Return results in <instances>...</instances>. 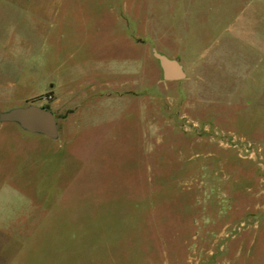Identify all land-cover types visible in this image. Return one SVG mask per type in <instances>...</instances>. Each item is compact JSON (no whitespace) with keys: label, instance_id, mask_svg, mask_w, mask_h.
<instances>
[{"label":"rangeland","instance_id":"374dc122","mask_svg":"<svg viewBox=\"0 0 264 264\" xmlns=\"http://www.w3.org/2000/svg\"><path fill=\"white\" fill-rule=\"evenodd\" d=\"M244 1L0 0V111L58 127L0 123V264H264V69L198 68Z\"/></svg>","mask_w":264,"mask_h":264},{"label":"crops","instance_id":"0c3cea01","mask_svg":"<svg viewBox=\"0 0 264 264\" xmlns=\"http://www.w3.org/2000/svg\"><path fill=\"white\" fill-rule=\"evenodd\" d=\"M225 11L228 12L226 9ZM233 14L232 20L224 27L220 36L204 46L199 55L200 77H202V67L213 61L222 65L224 72H233L235 63L238 66L235 71H248L245 66L241 67L239 57L230 52L237 42H242L247 52L255 56V68L264 69V0H245ZM2 225L3 222L0 221V228ZM5 233L13 236L12 232L5 231ZM28 234L29 232L26 235ZM25 239V237L20 239V242Z\"/></svg>","mask_w":264,"mask_h":264},{"label":"water","instance_id":"95a60500","mask_svg":"<svg viewBox=\"0 0 264 264\" xmlns=\"http://www.w3.org/2000/svg\"><path fill=\"white\" fill-rule=\"evenodd\" d=\"M152 55L157 60L165 81H177L185 74L178 58H170L152 49ZM16 123L24 131L43 135L50 139L58 136L57 121L53 113L44 107L27 105L0 111V123Z\"/></svg>","mask_w":264,"mask_h":264},{"label":"trees","instance_id":"16d2710c","mask_svg":"<svg viewBox=\"0 0 264 264\" xmlns=\"http://www.w3.org/2000/svg\"><path fill=\"white\" fill-rule=\"evenodd\" d=\"M45 109H47L46 107H44Z\"/></svg>","mask_w":264,"mask_h":264}]
</instances>
